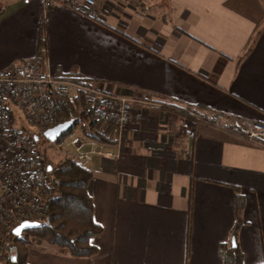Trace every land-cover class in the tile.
<instances>
[{
    "label": "crops",
    "instance_id": "obj_1",
    "mask_svg": "<svg viewBox=\"0 0 264 264\" xmlns=\"http://www.w3.org/2000/svg\"><path fill=\"white\" fill-rule=\"evenodd\" d=\"M94 1L85 12L0 0V69L38 58L132 100L102 144L116 159L85 166L97 253L31 239L28 263L224 264L239 216L243 264H264V148L176 111L264 123V1Z\"/></svg>",
    "mask_w": 264,
    "mask_h": 264
},
{
    "label": "built area",
    "instance_id": "obj_2",
    "mask_svg": "<svg viewBox=\"0 0 264 264\" xmlns=\"http://www.w3.org/2000/svg\"><path fill=\"white\" fill-rule=\"evenodd\" d=\"M29 5L32 0H13ZM43 10L62 4L88 12L95 1L84 0V9L76 0H39ZM86 8V10H85ZM83 91L93 103L94 130L105 138L120 135L131 118L132 100L106 92L94 83H81L56 76L38 58L13 62L0 69V226L19 221H41L44 203L53 194L48 176V160L37 145L38 133L56 125L59 97ZM198 122L216 124L233 130L247 141L264 148V123L203 111L193 116ZM35 130L31 132L28 127ZM119 137V136H118ZM58 151L73 156L83 167L93 156L113 161L115 150H104L102 143L82 137L75 131L52 142ZM0 264H3L0 255Z\"/></svg>",
    "mask_w": 264,
    "mask_h": 264
},
{
    "label": "trees",
    "instance_id": "obj_3",
    "mask_svg": "<svg viewBox=\"0 0 264 264\" xmlns=\"http://www.w3.org/2000/svg\"><path fill=\"white\" fill-rule=\"evenodd\" d=\"M264 1V0H263ZM40 43L43 44V30L40 27ZM64 77L87 84L85 78L78 73H68ZM60 110L55 124L71 120L69 129L86 139H93L102 144L110 143L102 134L94 130L95 122L91 119L93 103L85 99L83 91H77L70 97H59ZM180 114L193 117L199 111ZM207 111V109H206ZM46 142H49L46 140ZM46 158V149H41ZM48 176L53 187V194L45 201L44 218L35 221L38 226L28 228L20 234H14L17 226H0V255L3 264H29L28 249L31 239L39 240L48 245L65 249L72 257L87 258L97 253V247L91 243V238L101 232V226L93 217V200L88 193V184L92 173L87 167L81 166L73 156H63L57 164H48ZM243 206L241 195L237 196L236 208L239 215ZM239 216L231 229V235L236 236L239 226ZM224 264H243V253L236 247L224 250Z\"/></svg>",
    "mask_w": 264,
    "mask_h": 264
},
{
    "label": "water",
    "instance_id": "obj_4",
    "mask_svg": "<svg viewBox=\"0 0 264 264\" xmlns=\"http://www.w3.org/2000/svg\"><path fill=\"white\" fill-rule=\"evenodd\" d=\"M72 121H66L63 123H59L54 125L53 127H50L46 130L43 131V136L45 137L46 140L50 142H54L57 137H59L63 132L67 131L71 125ZM48 170H50V167H48ZM38 226L37 222L34 221H22L19 225H17L14 229L13 232L14 234H20L24 230L32 227ZM231 247L234 248L236 247L235 243V238L234 236L231 237Z\"/></svg>",
    "mask_w": 264,
    "mask_h": 264
},
{
    "label": "rangeland",
    "instance_id": "obj_5",
    "mask_svg": "<svg viewBox=\"0 0 264 264\" xmlns=\"http://www.w3.org/2000/svg\"><path fill=\"white\" fill-rule=\"evenodd\" d=\"M28 127V125H27ZM28 129L33 132L35 129L32 127H28ZM39 141H37V145L39 149H46V159L48 160V164H57L63 159V156L66 155L64 151H58L52 142H46L45 137L43 136V132L38 133ZM22 221H19L16 225H19ZM31 245L29 246L30 249Z\"/></svg>",
    "mask_w": 264,
    "mask_h": 264
}]
</instances>
